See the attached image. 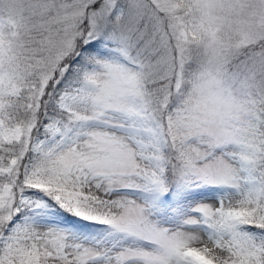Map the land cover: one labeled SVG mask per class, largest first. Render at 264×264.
<instances>
[{
	"label": "snow or ice",
	"instance_id": "6c2138e0",
	"mask_svg": "<svg viewBox=\"0 0 264 264\" xmlns=\"http://www.w3.org/2000/svg\"><path fill=\"white\" fill-rule=\"evenodd\" d=\"M0 264H264V0H0Z\"/></svg>",
	"mask_w": 264,
	"mask_h": 264
}]
</instances>
